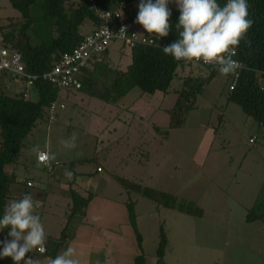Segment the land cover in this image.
Wrapping results in <instances>:
<instances>
[{
  "label": "rangeland",
  "instance_id": "1",
  "mask_svg": "<svg viewBox=\"0 0 264 264\" xmlns=\"http://www.w3.org/2000/svg\"><path fill=\"white\" fill-rule=\"evenodd\" d=\"M81 1L70 0L65 8L76 9ZM172 6L176 8L174 3ZM137 13L133 11L135 16ZM43 14L38 0L31 9L33 25L26 31L33 46L48 39ZM26 22L8 0H0L3 32L14 31L20 39L19 31ZM94 27L93 21L86 19L79 30L89 34ZM136 28L144 33L139 25ZM52 30L56 37L55 28ZM122 46L120 41H112L99 70L94 65L84 73L90 79L84 90L61 92L65 109L58 110L52 123L44 111L24 139L16 163L4 169L8 177L15 178L9 185L6 205L31 194L40 206L35 211L46 236H58L67 220L70 239L103 228L100 234L109 240V254L91 264H135L138 255L144 256L145 264H264V220L246 221L263 196L264 127L229 100L232 76L217 70L207 82L209 67L180 63L166 93L143 94L133 88L116 103L92 97V90L102 92L130 65L131 51L125 48L120 52ZM188 79L191 82L186 84ZM201 82L202 92L184 102L192 108L186 111L183 124L173 128L170 111L179 94ZM23 89L22 82L0 74L4 93L14 95ZM37 99L35 89L27 100ZM118 116L122 138L107 143L105 128ZM73 135L76 148L66 149L62 141ZM34 145L54 153L47 166L37 162ZM98 166L104 169L102 173L96 172ZM67 171L73 173L72 178L74 173L81 174L86 186L85 191L77 185L73 189L93 198L87 209L71 218V191L61 187L74 181L66 177ZM103 179L108 180L101 183ZM59 191L61 198L48 197ZM128 203L134 204L142 250L129 223ZM161 226L168 243L159 261L156 250ZM118 232L119 240L115 238ZM52 237H46L44 253L33 250L28 255L50 264L47 253L52 245L48 238Z\"/></svg>",
  "mask_w": 264,
  "mask_h": 264
},
{
  "label": "trees",
  "instance_id": "2",
  "mask_svg": "<svg viewBox=\"0 0 264 264\" xmlns=\"http://www.w3.org/2000/svg\"><path fill=\"white\" fill-rule=\"evenodd\" d=\"M11 6L18 11L27 22L20 29V39H16L14 31L4 34L5 44L19 51L22 55L26 71L31 74H42L48 71L60 54L72 51L81 41L80 26L86 19L93 21L97 19L89 9L88 0H82L76 9L65 8V3L70 0H40L43 9L42 20L48 24V39L38 46H33L26 31L33 25L31 9L38 0H8ZM132 0H95L99 9H109L120 3H130ZM223 4L224 0H220ZM172 15L170 22L173 25L167 37L162 40L169 44L178 38V30L175 24L179 12L169 3ZM249 18L253 23L248 30L244 40L237 49L235 59L245 65V69L239 74L235 88L230 91L229 100L241 107L243 112L259 126L264 127V0H248ZM136 21V17L132 18ZM139 25V24H138ZM142 27L141 25H139ZM56 30L57 36H53L52 29ZM149 34V33H147ZM106 55V54H105ZM178 62L171 56L163 53L162 49L152 47H136L131 50V63L125 72H119L113 77L111 83L107 84L102 92L92 90L90 95L107 103H116L133 88H139L143 94L153 95L156 92L166 93L171 82L176 77ZM101 64H96L99 70ZM210 74L207 82L216 75L217 69L209 67ZM2 76H8L3 73ZM90 79L83 77L82 88L88 85ZM191 82L188 79L186 84ZM38 99L36 101L26 100L23 90L18 94L9 95L0 90V213L3 212L8 195L9 185L15 180L8 177L5 167L16 163L23 146L24 139L31 133L36 122L42 118L44 111L57 99L58 90L41 79L36 83ZM203 83L191 85L189 91H182L170 111V124L173 128L180 127L185 119V113L192 108V104H185L190 96L201 93ZM184 114V115H180ZM254 209L247 215L246 221L253 222L257 219L264 220V189ZM81 197L78 193L71 191L72 207L70 218L83 212L91 200ZM128 219L130 226L135 232L137 246L142 250V237L138 233L134 204H127ZM256 212H261L257 214ZM69 223V222H68ZM68 224L62 229L58 239L48 238V244L52 249L47 253L50 258H55L61 246L69 237L66 233ZM0 233V239L6 237V231ZM168 243L164 228L161 226L159 243L156 256L160 261L165 256ZM0 264H11L9 258L0 260ZM135 264H145L143 255L135 258Z\"/></svg>",
  "mask_w": 264,
  "mask_h": 264
},
{
  "label": "clouds",
  "instance_id": "3",
  "mask_svg": "<svg viewBox=\"0 0 264 264\" xmlns=\"http://www.w3.org/2000/svg\"><path fill=\"white\" fill-rule=\"evenodd\" d=\"M169 3H174L179 12L175 24L178 38L165 45L163 53L175 60L214 65L225 76L236 74L241 62L233 57L253 23L249 18L248 0H224L223 4L220 0H139L135 22L157 40L167 37L173 27ZM124 31L122 28L121 33ZM62 144L66 149H74L76 137L66 138ZM32 151L41 162L54 159V153L42 151L39 145H34ZM65 175L70 180L73 173L67 171ZM37 207L38 201L31 194H25L9 201L0 213V233L7 229L6 237L0 239V260L9 258L11 264H38L28 255L33 250L46 251L45 229L36 214ZM49 261L50 264H79L71 247Z\"/></svg>",
  "mask_w": 264,
  "mask_h": 264
},
{
  "label": "built area",
  "instance_id": "4",
  "mask_svg": "<svg viewBox=\"0 0 264 264\" xmlns=\"http://www.w3.org/2000/svg\"><path fill=\"white\" fill-rule=\"evenodd\" d=\"M89 9L94 13L97 23L89 34L81 33V41L70 52L60 54L59 58L54 62L52 67L42 74H31L26 71L22 55L19 51L5 44L2 26L0 24V74L6 73L16 81L22 82L24 85V98H30V92L36 89L35 83L41 79L58 90V96L48 108V122L52 123L58 110L65 109V105L60 101L61 92L79 91L82 88V79L86 71L93 69L96 64L103 63L104 56L108 51V47L112 41H120L123 46L120 52H124L125 48L130 51L136 47H152L162 49L167 45L162 38L157 40L154 34L139 32L136 28L138 25L132 18L134 10H138L139 0H132L130 3H120L109 9H99L95 0H88ZM124 28V33L121 29ZM155 41V44L153 43ZM159 44L160 47H157ZM235 59V56L233 57ZM182 63H196L205 67H214V65L204 64L201 62L176 60ZM246 67L241 62V67L237 69L236 74L232 76V83L229 90L232 91L237 83L239 74ZM250 142L253 143L251 139ZM37 162L47 166L48 162H41L37 156ZM97 171H101L98 168ZM44 253V252H43Z\"/></svg>",
  "mask_w": 264,
  "mask_h": 264
},
{
  "label": "crops",
  "instance_id": "5",
  "mask_svg": "<svg viewBox=\"0 0 264 264\" xmlns=\"http://www.w3.org/2000/svg\"><path fill=\"white\" fill-rule=\"evenodd\" d=\"M108 113L111 115L110 111ZM111 119H112V121L110 120L109 124L105 128V130L107 131V134H108L106 137L107 143H110V140H117L118 138L119 139L122 138V137L121 138L119 137L120 133H118V130L121 126V123H120L121 121L119 119V116H118L117 120L115 118H114V120H113V118H111ZM111 128H112V131H110ZM69 162L72 163L73 161L70 160ZM56 165L59 166V164H56ZM98 168H101V167L98 166L97 169ZM97 169H96V172H99V171H97ZM117 170L119 172L121 171L120 169H117ZM103 171H104V169L101 168V171L99 173H102ZM74 176L75 177L72 178L74 181L69 184L70 186L69 185L61 186L62 189L63 190L66 189V190H70V191H74V192L78 193L77 191H75V189H73V186L77 185L78 187L82 186L83 190L85 191L86 186H85V183H83V180L80 179V178H83L81 176V174L74 173ZM106 180H108V179H103L101 183L106 182ZM60 193H61V191L53 192L52 195H50L48 197L51 198V197H53V195H55L59 199V198H61ZM78 194L81 197L86 198V197L82 196L80 193H78ZM91 199H93V198H91ZM90 201H89V203H90ZM70 203L72 204V201H70ZM71 207H72V205H69L68 209H71ZM37 209H40L39 205H38ZM52 215H53L52 217L54 218V214H52ZM50 218H51V215H50ZM68 222L69 221L67 220L66 225L68 224ZM101 230H103V228L99 227L98 229H93L89 233L85 232L86 234L78 233L77 236H75V238H73V239H70L68 237L64 243V246H65L64 249H66L67 247H71L74 250V257L78 258L79 260H82L83 261L82 264H91L92 261L100 262V261L104 260V258L107 256V254H109L108 252L110 249L108 246L109 240L106 238L107 236H104V234H100ZM61 231H60V233H61ZM119 234L121 235V233H119V232L115 235V238L117 240H119ZM46 237H52V236L47 235ZM59 237H60V234L58 236H54L52 238L56 240ZM61 252H62V250H58L57 255ZM41 263H42V261H41ZM41 263L38 262V264H41Z\"/></svg>",
  "mask_w": 264,
  "mask_h": 264
}]
</instances>
